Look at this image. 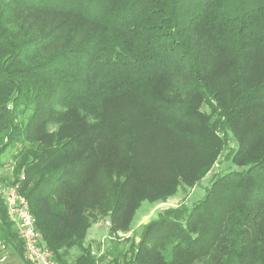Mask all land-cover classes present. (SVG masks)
<instances>
[{"label":"trees","instance_id":"obj_1","mask_svg":"<svg viewBox=\"0 0 264 264\" xmlns=\"http://www.w3.org/2000/svg\"><path fill=\"white\" fill-rule=\"evenodd\" d=\"M230 142L198 201L111 261L85 245L98 219L128 232L143 201L195 186ZM10 149L58 264H264V0H0ZM0 240L27 262L1 198Z\"/></svg>","mask_w":264,"mask_h":264},{"label":"rangeland","instance_id":"obj_2","mask_svg":"<svg viewBox=\"0 0 264 264\" xmlns=\"http://www.w3.org/2000/svg\"><path fill=\"white\" fill-rule=\"evenodd\" d=\"M202 110L209 112L206 106H203ZM233 146L234 144L232 142L228 144L222 152L217 164H215L195 186H180L173 196H169L164 201H143L134 214L128 232L118 231L112 233L109 219H98V221L92 224L88 229L85 245L90 246L92 253H95L97 256H102L106 253L107 257L105 259L111 261L116 250H126L133 240L137 241L143 225L155 218L162 210L169 207H176L182 202L190 204L202 198L205 193V188L209 186L213 175L232 167L230 161L226 159V154L229 148ZM12 155L13 151L10 149L0 156V185L16 184L13 182L14 180L12 178ZM106 222H109V225ZM0 249L1 251L3 250L2 248ZM79 253L78 249H71L68 254V260L73 262ZM1 256L2 254L0 257Z\"/></svg>","mask_w":264,"mask_h":264},{"label":"built area","instance_id":"obj_3","mask_svg":"<svg viewBox=\"0 0 264 264\" xmlns=\"http://www.w3.org/2000/svg\"><path fill=\"white\" fill-rule=\"evenodd\" d=\"M0 198L22 241L28 264H58L36 228L29 202L19 193L18 185H0ZM0 248L4 251L0 257V262H3L6 259L5 246L0 243Z\"/></svg>","mask_w":264,"mask_h":264},{"label":"crops","instance_id":"obj_4","mask_svg":"<svg viewBox=\"0 0 264 264\" xmlns=\"http://www.w3.org/2000/svg\"><path fill=\"white\" fill-rule=\"evenodd\" d=\"M0 243L6 247L4 249L6 251V259L3 262H0V264H27V262L20 257L14 246L3 241H0ZM2 252L4 251H1L0 249V255L3 254Z\"/></svg>","mask_w":264,"mask_h":264}]
</instances>
